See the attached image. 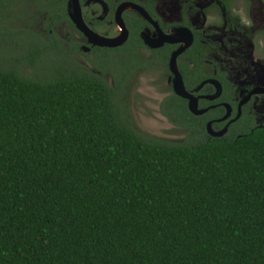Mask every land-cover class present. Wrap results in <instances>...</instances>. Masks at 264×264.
I'll list each match as a JSON object with an SVG mask.
<instances>
[{
	"label": "trees",
	"instance_id": "obj_1",
	"mask_svg": "<svg viewBox=\"0 0 264 264\" xmlns=\"http://www.w3.org/2000/svg\"><path fill=\"white\" fill-rule=\"evenodd\" d=\"M57 63L0 66V264H264V126L152 140L117 82Z\"/></svg>",
	"mask_w": 264,
	"mask_h": 264
},
{
	"label": "flooded vegetation",
	"instance_id": "obj_2",
	"mask_svg": "<svg viewBox=\"0 0 264 264\" xmlns=\"http://www.w3.org/2000/svg\"><path fill=\"white\" fill-rule=\"evenodd\" d=\"M231 1L179 0L174 19L164 17L157 0H2L0 6H7L4 11L9 12L11 24L21 25L20 39L14 33L12 38L6 34L13 44L23 40L38 49L60 50L62 41L55 29L64 24L83 36L85 42L80 41L77 47L92 54L94 61L104 67L102 71H89L106 79L105 72L114 69L110 81H106L111 85L117 82L122 92L137 71L163 68L168 91L161 100L163 114L173 113L194 137H218L240 135L253 126H264V79L250 80L235 74L238 69L264 65V26L256 29L259 41L254 47L241 52L235 43L236 51L226 53L232 42L224 40L223 28L226 25L228 29H241ZM248 4L249 0H244V13ZM193 9L204 17L219 11L223 24L219 37L209 36L211 28L196 25L191 18ZM260 11L264 16V5ZM73 18H77L78 25ZM212 22L220 24L218 19ZM66 42L71 46L74 43L69 37ZM58 56L55 60L59 68L87 67L67 54L59 52ZM122 97L129 120V102ZM191 118L200 134L190 127Z\"/></svg>",
	"mask_w": 264,
	"mask_h": 264
},
{
	"label": "rangeland",
	"instance_id": "obj_3",
	"mask_svg": "<svg viewBox=\"0 0 264 264\" xmlns=\"http://www.w3.org/2000/svg\"><path fill=\"white\" fill-rule=\"evenodd\" d=\"M179 0H157V5L161 13L165 18L174 19L177 17V3ZM203 1V0H202ZM231 7L233 13L237 14V25L241 26V29H228L225 25L223 28L221 15L219 11H216V14L209 13L208 15H203L199 10H191V18L196 23L197 26H200L203 29H212V32L209 36L219 37L220 30L223 28L225 32L224 40L232 42V46L226 48V53L232 54L236 51L234 50L236 46L235 43H238V47L242 48V51L249 47H254L255 44L259 41L258 34L256 29L260 26H264V16L260 11V7L264 5V0H249L248 10L244 13V0H232ZM3 17L0 18V26H3L2 29L12 38V33L16 35V39H20V30L21 25L19 23L13 25L8 21L9 12H3ZM228 17H225L227 19ZM220 20V24L212 22L215 20ZM11 24V25H9ZM13 31H11V27ZM56 34L59 39L62 41L60 43V50L58 48H40L38 55L35 56V61L30 65L24 59V50L22 49L19 43L12 44L13 48L10 50L8 44L12 43L11 40H8L7 35L2 42V36H0V66H7L14 64V66L20 69V72L24 75H33L38 77H44L47 74H50L54 69L51 63L56 62L55 58H59V52L65 55L67 54L68 58L72 61H77L87 65L88 70L96 69L97 71L104 70V67L101 66L96 60V57L92 56L89 52H84L77 47L80 41L85 42L83 36L75 33L71 28L61 24L56 27ZM1 31V29H0ZM43 37V36H42ZM41 37V38H42ZM69 37L74 43L71 46L66 42V38ZM19 42V40H17ZM72 43V42H71ZM74 48V51L71 49ZM146 52L145 50H143ZM19 56L18 61L7 62V58L10 57V54ZM239 52V53H241ZM234 58V57H233ZM225 62L227 59H224ZM11 61L14 59L11 57ZM50 63V65H49ZM96 63V64H95ZM111 69V67H108ZM114 70V69H111ZM111 70H109L111 72ZM107 70L105 77L107 81H110V75ZM133 74V73H132ZM235 74L239 78H246L250 80L255 79H264V65L262 66H251L250 68L238 69ZM166 72L161 70L154 69H142L134 73L129 77V81L126 86V90L123 92L126 99H128L129 104L127 108L129 110V122L133 128L137 131L145 134L149 139L163 141L166 143H184L195 140L196 137L191 135L183 123H180L176 120L173 113H167L164 115V110H162L161 100L167 94L166 82H165ZM171 117V118H170Z\"/></svg>",
	"mask_w": 264,
	"mask_h": 264
},
{
	"label": "water",
	"instance_id": "obj_4",
	"mask_svg": "<svg viewBox=\"0 0 264 264\" xmlns=\"http://www.w3.org/2000/svg\"><path fill=\"white\" fill-rule=\"evenodd\" d=\"M74 19V21L76 22V24H77V18H73ZM78 25V24H77ZM173 57V55L171 56V58ZM170 58V59H171Z\"/></svg>",
	"mask_w": 264,
	"mask_h": 264
}]
</instances>
